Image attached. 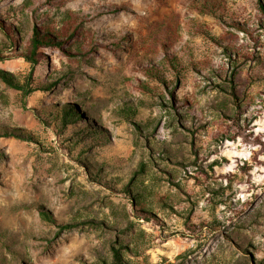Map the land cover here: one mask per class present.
Instances as JSON below:
<instances>
[{
    "label": "rangeland",
    "instance_id": "1",
    "mask_svg": "<svg viewBox=\"0 0 264 264\" xmlns=\"http://www.w3.org/2000/svg\"><path fill=\"white\" fill-rule=\"evenodd\" d=\"M0 19V70L36 87L0 78V264H264V0H0ZM35 28L66 41L33 65Z\"/></svg>",
    "mask_w": 264,
    "mask_h": 264
},
{
    "label": "trees",
    "instance_id": "2",
    "mask_svg": "<svg viewBox=\"0 0 264 264\" xmlns=\"http://www.w3.org/2000/svg\"><path fill=\"white\" fill-rule=\"evenodd\" d=\"M206 5H208V4H206ZM213 6H215V5H213ZM219 6H221L220 2L218 3V7ZM211 8H213V7H211ZM0 22H2L1 19H0ZM2 26L4 28L5 34L7 36H11L15 39V29L13 28L12 24L3 22ZM63 41H66V38L62 37L58 33H52L48 30H41V29L35 28V30L33 31L32 35H31V38L29 39V43H28L26 49L24 50L23 56L28 61H30L33 65H35L36 63H38L40 61L39 48L43 44H48V43L52 42V43H55L57 46L62 47ZM178 59H179V57H178L176 52L167 51L165 56H164V60L162 61V65L160 66L161 68H148L147 67L148 72L151 75H154L155 77L166 82V74H165V70H164L165 64L167 63L172 68L179 70V68H178L179 60ZM32 74H33V71H31L29 77L25 81L21 82L20 80L15 78L11 73L0 70V78L2 80H4L8 85H10L16 89L21 90L23 96H25V97L28 94H30L36 90V87L33 85ZM71 107H73V106H71ZM69 112H73V109L70 108ZM65 118H66V120H67V118L70 119L69 114H67V112L65 113ZM28 137H30V136L28 135ZM235 137L236 136H233L232 138H235ZM136 200L139 201L140 199L138 197H136ZM137 206H139L138 210H140V211L145 210L140 203H138ZM44 216L49 217V215H47V214H44ZM114 258H115V262H119V263L123 262L121 254L119 252L114 253ZM113 264H115V263H113Z\"/></svg>",
    "mask_w": 264,
    "mask_h": 264
}]
</instances>
